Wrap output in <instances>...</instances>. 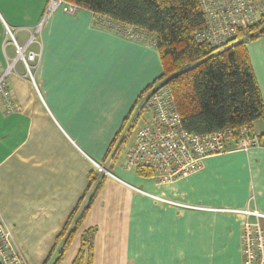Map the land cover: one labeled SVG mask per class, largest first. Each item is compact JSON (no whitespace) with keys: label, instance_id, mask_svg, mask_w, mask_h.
<instances>
[{"label":"crops","instance_id":"obj_1","mask_svg":"<svg viewBox=\"0 0 264 264\" xmlns=\"http://www.w3.org/2000/svg\"><path fill=\"white\" fill-rule=\"evenodd\" d=\"M47 2L0 0L2 69L15 56L5 24L25 45ZM40 34L39 94L19 63L8 78L17 110L7 113L0 103V217L25 264H52L69 238L65 229L77 223L101 180L87 157L128 185L187 207L160 204L106 179L60 264L74 263L89 231L91 264H243L245 218L227 210L264 213V118L252 128L258 147L245 152L231 141L198 172L159 184L154 175L125 168L129 149L117 138L138 101L110 98L103 79L84 73L116 61L138 86H150L163 74L155 47L98 28L85 9L74 17L56 12ZM247 50L264 103V35Z\"/></svg>","mask_w":264,"mask_h":264},{"label":"built area","instance_id":"obj_2","mask_svg":"<svg viewBox=\"0 0 264 264\" xmlns=\"http://www.w3.org/2000/svg\"><path fill=\"white\" fill-rule=\"evenodd\" d=\"M204 15V27L194 34L199 44H208L218 52H223L235 44L245 40L251 27L264 21V0H198ZM74 17L80 8L66 0H49L42 15V20L31 34L28 42L21 45L14 29L5 24L8 44L15 51V56L7 66H0V103L7 113L17 110L15 97L10 90L8 78L16 66L23 65L26 77L31 81L39 94L35 82V69L40 54L32 50L38 43V37L56 11ZM94 24L98 28L122 36L131 41H138L154 47V37L146 32L121 23H113L105 18L94 16ZM241 40V41H240ZM144 114L149 119L138 126ZM133 132V142L126 155L127 170L145 168L154 172L159 184L174 182L198 172L203 161L209 157L227 152L228 136L231 130L215 134H188L181 125L180 115L175 107L174 97L165 81L156 84L144 94L134 108L125 127L124 136ZM239 150L248 152L259 146L258 138L246 128L238 131ZM93 166L94 173L100 178L113 179L127 185L134 191L153 198L156 202L169 206L187 207V205L170 201L145 193L132 187L118 178L106 165L87 157ZM245 218L242 235L243 264H264V229L261 222L264 213L251 209L227 210ZM0 264H25L18 247L13 244L10 231L0 217Z\"/></svg>","mask_w":264,"mask_h":264},{"label":"trees","instance_id":"obj_3","mask_svg":"<svg viewBox=\"0 0 264 264\" xmlns=\"http://www.w3.org/2000/svg\"><path fill=\"white\" fill-rule=\"evenodd\" d=\"M66 1L92 12L96 17L131 26L154 37V47L159 53L163 74L142 95L165 81L174 97L186 133L205 135L231 130L234 133L228 136V143L233 141L238 144V131L246 128L252 132L254 123L264 118V103L247 50V44L263 36L264 29L257 34L252 33L247 40L243 39V43L218 52L210 45L199 44L194 39V34L204 27V15L198 0ZM133 111L117 136L123 139L121 147L133 135L131 131L123 137ZM136 170L143 176L154 175L150 169ZM104 180L106 178L99 180L74 227L70 229V224L65 229V233H71L52 264H60L63 260L73 235L90 210ZM92 232L89 231L83 237L82 249L73 264H86V254L87 264H91Z\"/></svg>","mask_w":264,"mask_h":264},{"label":"rangeland","instance_id":"obj_4","mask_svg":"<svg viewBox=\"0 0 264 264\" xmlns=\"http://www.w3.org/2000/svg\"><path fill=\"white\" fill-rule=\"evenodd\" d=\"M45 9H46V7H45ZM45 9H44V11H45ZM58 11H62V10L60 9ZM58 11H56V12H58ZM42 15H43V13H42ZM41 20H42V16H41ZM41 20H40V22H41ZM44 27H43V29H44ZM262 29H264V21H262L261 23L256 25L252 30L249 29V31H247V34L245 35V39L250 37L252 35V33L257 34ZM39 38L41 39V34L38 37V39ZM240 43H243V41L240 42ZM40 46L41 45H39V47ZM37 47L38 46L35 44V46L32 47V50L36 51L35 49H37ZM159 69H160V67H159ZM88 72H86V71L84 72L85 73V77H87V78H89L91 76L94 81H97L99 79H103V94L109 95V97L110 98L112 97V99H114V97H118V96H121V95L122 96L130 95L131 98H133L134 101L135 100L138 101L139 97L142 95V93L148 87L147 85H144L143 87L142 86L141 87L138 86L139 82L136 80V77L133 76L131 74V72L130 73H124L123 70L118 68L116 61H109L108 64H107V67L102 68V70L101 69H92V71H88ZM160 72H161V69L158 72V75L160 74ZM34 75H35V72H34ZM94 83H96V82H94ZM99 85H100V83H99ZM94 92L96 93V91H94ZM147 92H145V93H147ZM144 94L142 95V97L144 96ZM133 100H132V102H133ZM110 104H113V103H110ZM134 107H135V105H134ZM149 118H150L149 114H144L143 117H141V119L138 121V126H140V125H142L144 123V119H149ZM132 142H133V136H131L127 140V143L124 145L123 151H125V149L128 150L131 147Z\"/></svg>","mask_w":264,"mask_h":264}]
</instances>
